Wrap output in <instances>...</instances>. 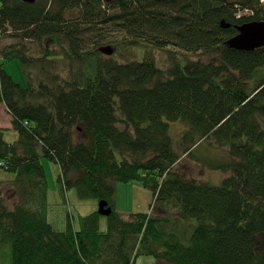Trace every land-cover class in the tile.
Returning <instances> with one entry per match:
<instances>
[{"label":"trees","instance_id":"trees-1","mask_svg":"<svg viewBox=\"0 0 264 264\" xmlns=\"http://www.w3.org/2000/svg\"><path fill=\"white\" fill-rule=\"evenodd\" d=\"M261 19L262 0H0V36L12 40L0 44V103L18 134L7 141L0 127V168L14 175L0 180L10 263L264 264V46L226 45L235 25ZM109 44L112 55L99 52ZM12 60L25 87L3 67ZM203 141L224 149L196 158L224 173L217 185L180 165ZM41 157L59 165L64 189L108 202L105 230L98 211L78 229L49 222ZM129 181L152 192L149 212L115 209L116 184Z\"/></svg>","mask_w":264,"mask_h":264},{"label":"rangeland","instance_id":"rangeland-1","mask_svg":"<svg viewBox=\"0 0 264 264\" xmlns=\"http://www.w3.org/2000/svg\"><path fill=\"white\" fill-rule=\"evenodd\" d=\"M264 2V0H262ZM0 44L9 43L12 40L1 37ZM110 45V44H109ZM37 45L31 43L33 49L28 51L29 53H40ZM112 46V45H111ZM119 53L120 60H129L133 58V53L128 54L126 51ZM167 52L158 50L155 52L157 55V61L159 65L167 66L170 64V57H167ZM170 54V53H169ZM174 57V53L170 54ZM181 61H187L191 58L192 53L179 52ZM141 58V57H140ZM138 58V59H140ZM6 72L12 76L13 80L26 86V79L23 74L22 68L18 60L7 61L3 65ZM3 105V103H1ZM0 127L6 128L4 137L7 141H13L17 138L18 134L11 128V116L3 108H0ZM185 128V124L181 121L169 122V133L173 139L174 147L179 150V140L182 131ZM194 157L181 159L180 165L183 171L190 176L197 177L211 184L217 185L220 183L224 176V173L217 172L210 169L207 165L201 164L200 161L196 162V158L201 161L208 162L210 160L225 159L224 149L216 148L214 145H210L208 142L203 141L193 150ZM41 163L45 170L47 181V216L50 223L58 228H64L67 218L72 221V225L75 229L79 228L78 217L85 216L92 212L98 211L99 202L95 199H82L79 198L74 188L64 189L59 182L58 177L60 175L59 165L56 162L49 160L46 157H41ZM13 174L6 172L0 168V180L8 181L13 178ZM3 193L7 200L12 195L11 191L3 188ZM152 202V192L137 183L136 181L129 182H117L115 193V209L121 213L127 214L129 212H149V205ZM8 205L10 206L9 202ZM107 227L106 217L100 218V229L105 230ZM10 247L0 248V264H11L10 262ZM135 264H158L152 256H138ZM160 264V263H159Z\"/></svg>","mask_w":264,"mask_h":264},{"label":"water","instance_id":"water-1","mask_svg":"<svg viewBox=\"0 0 264 264\" xmlns=\"http://www.w3.org/2000/svg\"><path fill=\"white\" fill-rule=\"evenodd\" d=\"M33 1V0H26ZM110 3L112 0H103ZM220 25L222 28L230 27V24L221 20ZM237 34L233 35L226 41L229 48L237 50L250 51L264 46V20H254L245 22L241 25H235ZM99 52L104 55L110 56L113 54L114 49L111 45H103L98 48ZM112 212L111 206L108 205L106 200L99 201L98 213L103 216H109Z\"/></svg>","mask_w":264,"mask_h":264},{"label":"crops","instance_id":"crops-1","mask_svg":"<svg viewBox=\"0 0 264 264\" xmlns=\"http://www.w3.org/2000/svg\"><path fill=\"white\" fill-rule=\"evenodd\" d=\"M0 108H3L6 112H7V109H6V107H5V105L3 104V105H1V103H0Z\"/></svg>","mask_w":264,"mask_h":264}]
</instances>
